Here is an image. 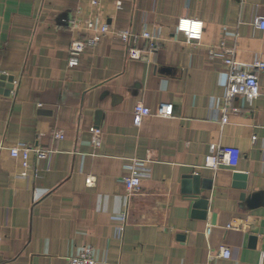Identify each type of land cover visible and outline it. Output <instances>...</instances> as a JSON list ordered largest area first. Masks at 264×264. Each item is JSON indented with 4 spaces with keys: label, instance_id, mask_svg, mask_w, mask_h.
Returning a JSON list of instances; mask_svg holds the SVG:
<instances>
[{
    "label": "crops",
    "instance_id": "1",
    "mask_svg": "<svg viewBox=\"0 0 264 264\" xmlns=\"http://www.w3.org/2000/svg\"><path fill=\"white\" fill-rule=\"evenodd\" d=\"M91 1L0 0V76L14 80L0 87V264H66L86 246L97 264H206L220 246L230 256L209 264H264V70L262 94L233 98L222 123L228 53L216 47L250 69L264 61V0ZM181 17L203 22L198 42L177 30ZM88 18L110 31L69 67ZM114 30L138 48L155 36L153 54L130 59ZM138 102L171 103L173 116L135 126ZM17 142L52 151L25 166L9 152ZM211 143L236 150V163L204 167ZM133 159L141 183L129 191Z\"/></svg>",
    "mask_w": 264,
    "mask_h": 264
},
{
    "label": "built area",
    "instance_id": "2",
    "mask_svg": "<svg viewBox=\"0 0 264 264\" xmlns=\"http://www.w3.org/2000/svg\"><path fill=\"white\" fill-rule=\"evenodd\" d=\"M91 3L93 5H97L99 1L92 0ZM116 6L120 7L121 2L116 1ZM70 23L76 26L79 23V20L73 19L70 20ZM255 23L260 28L264 29L263 17L256 18ZM176 27L189 42H198L201 39L203 32V22L201 20L181 17L178 18ZM83 28L86 32H88V34L83 37H74L70 42L67 60V65L69 67L77 65L80 54L88 48H93L98 43L101 35L110 31V28L106 23H100L98 20L90 18L83 21ZM113 33L126 43V52L130 59H147L153 54L157 45V38L147 32L142 34V36L147 40L145 48H138L136 45L128 44V39L131 34L127 30H114ZM134 37L135 39L138 38L137 36ZM216 47H221L228 53V57L224 60L227 67V86L221 108V122L225 123L228 120V111L231 109L230 104L233 98L240 96L246 101L252 102L262 94L260 82L255 70H264V61H253L252 68L250 69L233 59V50L231 48L226 47L223 44H218ZM232 110H234V108H232ZM173 113L174 108L171 103H161L158 110L156 112H152L150 108L141 102H138L134 105L132 110L133 123L135 126H139L142 120L147 116L157 115L169 118L173 116ZM89 130L91 133L92 145L94 147H98L100 144L101 129L97 126H92ZM54 137L56 139L63 138V131L61 129L56 130ZM8 149L13 157H21L25 166L27 165V160L31 153L39 159H46L52 151L51 149L41 148L39 146H31L24 142H17L15 145L8 147ZM237 159L238 153L236 150L222 146L218 143H211L209 144V153L206 155L204 167L215 171L221 166L234 165ZM139 164V160L133 159L130 164L131 174L122 178V183L129 191L137 190L140 186L141 172ZM87 182L92 184V177H88ZM210 228L211 226L208 225L206 228L207 234H209ZM229 256V249L225 246H220L215 253L208 254L206 264H209L210 260L215 257L228 258ZM66 264H97V260L93 256L92 248L86 246L77 255L68 257Z\"/></svg>",
    "mask_w": 264,
    "mask_h": 264
},
{
    "label": "water",
    "instance_id": "3",
    "mask_svg": "<svg viewBox=\"0 0 264 264\" xmlns=\"http://www.w3.org/2000/svg\"><path fill=\"white\" fill-rule=\"evenodd\" d=\"M0 87L3 88L5 87L8 91V93H10V91L12 90L13 88V77L12 76H6V75H1L0 76ZM233 177L235 179H239V178H242L244 179L245 178V174L243 173H234L233 174ZM193 179L195 180V182L197 183V180H198V176L195 175L193 176ZM207 183L209 184V182H206L205 184L207 185ZM240 185H244V183H241ZM198 192V191H196ZM255 240V237L254 236H251V241H254Z\"/></svg>",
    "mask_w": 264,
    "mask_h": 264
}]
</instances>
